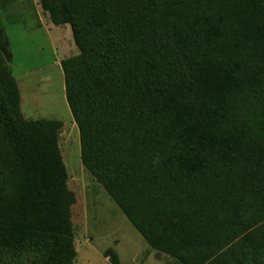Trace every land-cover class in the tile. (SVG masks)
Returning a JSON list of instances; mask_svg holds the SVG:
<instances>
[{
	"label": "trees",
	"instance_id": "obj_1",
	"mask_svg": "<svg viewBox=\"0 0 264 264\" xmlns=\"http://www.w3.org/2000/svg\"><path fill=\"white\" fill-rule=\"evenodd\" d=\"M39 1L79 48L61 66L82 163L148 245L264 264V0ZM12 58L0 29V249L73 264L64 122L24 116Z\"/></svg>",
	"mask_w": 264,
	"mask_h": 264
},
{
	"label": "rangeland",
	"instance_id": "obj_2",
	"mask_svg": "<svg viewBox=\"0 0 264 264\" xmlns=\"http://www.w3.org/2000/svg\"><path fill=\"white\" fill-rule=\"evenodd\" d=\"M0 29L11 43L9 70L18 78L31 116L64 122L59 142L69 186L77 194L72 222L78 255L73 264H113L105 253L108 248L117 252L119 264H177L148 245L82 163L80 132L66 101L61 66L63 58L79 53L71 26L55 25L39 0H0ZM41 257L38 252L23 250L14 255L0 249V264H34Z\"/></svg>",
	"mask_w": 264,
	"mask_h": 264
},
{
	"label": "crops",
	"instance_id": "obj_3",
	"mask_svg": "<svg viewBox=\"0 0 264 264\" xmlns=\"http://www.w3.org/2000/svg\"><path fill=\"white\" fill-rule=\"evenodd\" d=\"M17 78V77H16ZM18 80V78H17ZM18 84L20 86V83L18 81ZM20 89H21V86H20ZM21 93H22V90H21ZM67 101V100H66ZM26 108V109H25ZM22 109H23V112L26 114V116L30 117V118H35L34 116H31V112L29 111V109L25 106V103H24V97H23V94H22Z\"/></svg>",
	"mask_w": 264,
	"mask_h": 264
}]
</instances>
